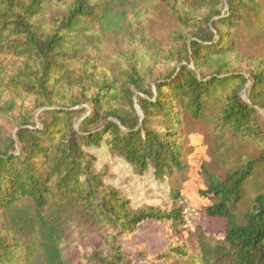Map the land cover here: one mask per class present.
I'll return each mask as SVG.
<instances>
[{
    "label": "trees",
    "instance_id": "trees-1",
    "mask_svg": "<svg viewBox=\"0 0 264 264\" xmlns=\"http://www.w3.org/2000/svg\"><path fill=\"white\" fill-rule=\"evenodd\" d=\"M53 1L0 0V91L32 98L15 136L0 140V264H133L121 241L149 222L170 241L154 264H264V192L238 212L264 169V58L247 75L234 68L243 48L264 42V0H70L47 24ZM154 2L178 25L168 72L149 79L145 61L103 72L107 35L150 42ZM188 118L209 125L215 143L259 152H239L222 175L202 167L205 214L227 221L216 242L199 226L184 237ZM100 155L167 184L170 206L135 208Z\"/></svg>",
    "mask_w": 264,
    "mask_h": 264
},
{
    "label": "rangeland",
    "instance_id": "rangeland-1",
    "mask_svg": "<svg viewBox=\"0 0 264 264\" xmlns=\"http://www.w3.org/2000/svg\"><path fill=\"white\" fill-rule=\"evenodd\" d=\"M69 1L54 0L47 9L45 22L49 24L52 16L58 14L60 10H64ZM154 3L147 7V15L152 19V22L144 29L145 34L150 37V42L147 44L141 40L142 35L138 32L136 37L132 38L128 34L118 36L112 33L107 35L103 39V44L99 46L100 54L96 56V64L102 67L103 72L120 74L121 65H130L136 61L139 63L145 61L144 67L149 79L154 80L168 72L169 62L166 61V54L173 46L171 37L178 30V25L165 6L158 2ZM263 58L264 42H261L252 47L243 48L241 56L235 61L234 68L237 72L247 75L251 68ZM136 66L138 67L139 64ZM0 98L3 99V101L0 100V105L8 111V117H0V140H6L9 136H15L21 107L22 105L29 106V100L32 98L23 99L17 94L7 91H0ZM243 98L246 100L245 95ZM10 107L12 108L10 109ZM185 130L193 151L189 159L192 167L191 172L182 190L184 196L182 204L184 209H191L199 216L194 220L193 229L185 228L184 237L187 239L190 233L195 232L196 227L199 226L212 241L216 242L223 238L227 221L210 219L205 214V208L210 205V200L200 194L206 189L202 167L205 166L210 171L222 175L225 173L226 164L236 160L239 152L250 156H259V152H255L251 146L242 145L236 140L229 144L227 137L223 138L220 144L215 143L216 139L214 134H211L209 125L191 118L186 120ZM227 147H231L233 152L224 158L222 157L223 152ZM99 157V165L107 167L109 171L108 182L119 189L125 198L131 200L135 208H166L170 206V191L167 184L135 175L121 159H111L102 155ZM256 178L246 187V198L238 211L240 215L250 208L252 199L260 189L264 192V169L262 167ZM261 186L262 188H260ZM169 242L164 227L154 222L144 223L136 234L121 241L125 251L131 255L133 264H154L153 259L158 254L166 252Z\"/></svg>",
    "mask_w": 264,
    "mask_h": 264
},
{
    "label": "built area",
    "instance_id": "built-area-1",
    "mask_svg": "<svg viewBox=\"0 0 264 264\" xmlns=\"http://www.w3.org/2000/svg\"><path fill=\"white\" fill-rule=\"evenodd\" d=\"M184 215H185V228L193 229L194 220L197 219L199 214L196 213L195 211H192L191 209L185 208Z\"/></svg>",
    "mask_w": 264,
    "mask_h": 264
}]
</instances>
